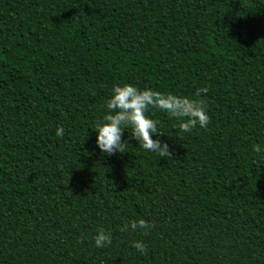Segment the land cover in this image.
<instances>
[{
  "label": "trees",
  "instance_id": "obj_1",
  "mask_svg": "<svg viewBox=\"0 0 264 264\" xmlns=\"http://www.w3.org/2000/svg\"><path fill=\"white\" fill-rule=\"evenodd\" d=\"M124 83L207 87L209 124L149 109L172 156L130 128L109 156L92 129ZM0 264H264V0H0Z\"/></svg>",
  "mask_w": 264,
  "mask_h": 264
},
{
  "label": "clouds",
  "instance_id": "obj_2",
  "mask_svg": "<svg viewBox=\"0 0 264 264\" xmlns=\"http://www.w3.org/2000/svg\"><path fill=\"white\" fill-rule=\"evenodd\" d=\"M208 88L197 89L195 98L178 96L172 93H162L153 88H138L130 83L114 84L110 97L105 101L106 112L101 119L95 121L94 130L97 133L96 145L109 156L125 153L127 141L122 139L126 129H131V137L139 142L145 151L156 153L160 157H171L169 145L160 139H153V134L164 135L159 131L160 121L150 118L149 109H159L167 113L170 119H175L173 128L180 133H192L198 126L203 129L209 124L208 107L201 94L207 93ZM64 129L58 126L56 134L62 137ZM182 138V137H178ZM253 150L262 151L259 145ZM155 224L143 218L133 219L120 228L121 232L129 229L135 232L143 230L145 234L154 228ZM94 245L104 248L112 243V233L104 228H98L93 236ZM131 246L141 254H147V246L141 240L132 241Z\"/></svg>",
  "mask_w": 264,
  "mask_h": 264
}]
</instances>
